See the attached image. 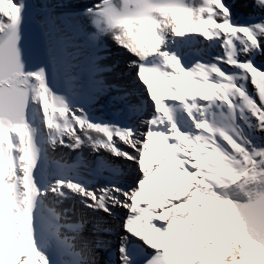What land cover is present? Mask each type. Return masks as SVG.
Returning <instances> with one entry per match:
<instances>
[{"label": "snow or ice", "instance_id": "obj_1", "mask_svg": "<svg viewBox=\"0 0 264 264\" xmlns=\"http://www.w3.org/2000/svg\"><path fill=\"white\" fill-rule=\"evenodd\" d=\"M235 2L0 0V264H264V0Z\"/></svg>", "mask_w": 264, "mask_h": 264}, {"label": "bare ground", "instance_id": "obj_2", "mask_svg": "<svg viewBox=\"0 0 264 264\" xmlns=\"http://www.w3.org/2000/svg\"><path fill=\"white\" fill-rule=\"evenodd\" d=\"M89 2H91V3H94V2H97V0H88ZM244 0H236V2L237 3H239V7H241V8H245V3L243 2ZM247 11H250V9H247ZM108 43H109V45L111 44H113L114 45V47H115V49H113V52L114 51H117V52H119V51H121L122 49L121 48H118L116 45H115V43L114 42H112L111 41V39H108ZM130 56H131V59H135V57H133L131 54H130ZM120 56L118 55V57H113V59H118L119 60V67L116 69V71L118 70V69H120V67H121V63H122V59L121 58H119ZM261 57H257L256 59L257 60H259ZM111 62V61H110ZM258 64H264V60L263 61H261V62H259ZM116 71L114 72V73H112V74H110L108 77H111V78H116V77H118V74L116 73ZM118 82V81H117ZM116 82V83H117ZM249 89L250 90H252V86L249 84ZM200 90L203 92V90L200 88ZM67 151L66 149H61L60 151ZM156 158H154V157H150V156H148V157H146L145 158V162L146 163H152L154 160H155ZM158 177H159V175H158Z\"/></svg>", "mask_w": 264, "mask_h": 264}, {"label": "water", "instance_id": "obj_3", "mask_svg": "<svg viewBox=\"0 0 264 264\" xmlns=\"http://www.w3.org/2000/svg\"><path fill=\"white\" fill-rule=\"evenodd\" d=\"M35 32H36V24L33 22H28L25 26V44L29 50H31L33 36Z\"/></svg>", "mask_w": 264, "mask_h": 264}]
</instances>
